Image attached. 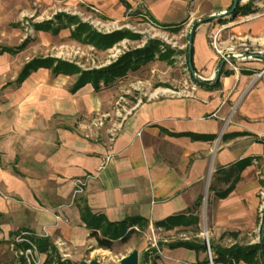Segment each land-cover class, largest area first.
I'll list each match as a JSON object with an SVG mask.
<instances>
[{
  "label": "crops",
  "instance_id": "obj_1",
  "mask_svg": "<svg viewBox=\"0 0 264 264\" xmlns=\"http://www.w3.org/2000/svg\"><path fill=\"white\" fill-rule=\"evenodd\" d=\"M123 1H139L157 23L169 26L187 17L222 14L233 4L202 0L178 18L175 3L180 0H121L125 10ZM255 2L249 12L201 23L195 30L192 62L199 82H213L219 69L222 57L214 39L223 53L234 56L237 71L226 65L219 87L198 83L178 96L156 93L128 109L124 122L103 130L98 140L93 129L82 130L89 122L76 121L78 110L71 102L51 99L48 105L44 89L28 86L38 70L18 82L29 62L23 56L26 48L17 53L2 49L30 39L12 25L31 11L30 1L0 0V264H12L11 252L21 264L26 242H15L21 235L49 238L62 260L106 251L82 220L83 201L104 221L127 223L137 231L142 222L151 223L168 234L181 228L184 241L201 240L209 249L210 240L224 248L260 241L256 194L264 187V0ZM79 179L85 180L84 192L75 196ZM232 183L233 190L220 198ZM208 191L213 197L202 230L197 202L204 198L206 209ZM159 253L151 252L150 260L142 258L139 264L209 261L202 249L168 247ZM210 255L213 260L211 249ZM236 264L249 263L241 257Z\"/></svg>",
  "mask_w": 264,
  "mask_h": 264
},
{
  "label": "rangeland",
  "instance_id": "obj_2",
  "mask_svg": "<svg viewBox=\"0 0 264 264\" xmlns=\"http://www.w3.org/2000/svg\"><path fill=\"white\" fill-rule=\"evenodd\" d=\"M29 1L31 11L23 16L19 15L12 23V25H19L26 37L30 38L23 55L25 60L54 58L72 63L81 71H91L105 69L115 64L127 53H142L143 58L136 68L108 82L100 80L98 91L88 83L75 94L71 93V88L81 77V72L55 76L51 68H40L32 74L28 86L44 89L48 105L53 103L51 99H63L64 104L71 102L78 110L73 117H76L79 124L88 120L89 127L84 125L86 128L82 130L92 133L90 128L93 129L95 139L102 140L103 130L116 127L118 123L124 122L128 109L156 98L153 96L156 93L164 91L178 96V93L198 84L197 79L200 78L197 74L193 75L188 65V41L193 23L206 17L199 16L194 20H191L192 17H187L182 21L180 29L176 30L175 27L157 23L139 1L132 0L134 3L123 1L125 10L122 9L121 0H110L109 5H104L97 0L94 2L84 0ZM249 1L251 0H241L239 5H246ZM201 2L202 0L176 2L178 18H183L190 10L197 9ZM254 2L253 7L256 3ZM60 13L77 17L78 20L89 24L98 34L121 36L109 48L87 40L89 36L84 40L77 39L72 36L77 25H70L65 21L66 18H63L66 26H60L58 34L35 29V25L48 21L56 25V15ZM84 36L85 34L82 37ZM222 179L224 181V178ZM212 197V193L208 191L206 209L204 198L202 200L200 212L204 223L202 230L205 225L207 227L210 214L208 201ZM256 197L259 201L257 217L262 227L264 187L257 192ZM138 228L139 231L136 230L128 242L123 243L117 240L112 250H99L96 254H90V251H87L89 258L86 256L73 257L70 261L74 264H81L83 261L99 259L103 264H118L122 258L137 250L139 263H141L142 250L145 247L150 249L149 253L152 252V255H155V253L160 254L159 252L165 251L171 244L185 240L181 228L174 230V235L168 234L167 230L155 224L153 228L151 223L140 224ZM187 234L190 237L194 236L189 232ZM10 256L11 263L17 264L18 255L11 252ZM44 257L40 252L37 253L36 258L40 264L43 263Z\"/></svg>",
  "mask_w": 264,
  "mask_h": 264
},
{
  "label": "trees",
  "instance_id": "obj_3",
  "mask_svg": "<svg viewBox=\"0 0 264 264\" xmlns=\"http://www.w3.org/2000/svg\"><path fill=\"white\" fill-rule=\"evenodd\" d=\"M254 0L249 1L246 5H238L235 12L231 15L236 16L239 13H246L252 10ZM232 7V6H231ZM230 7V8H231ZM63 18H66V22H69L70 25H77V28L72 32V36L77 39H87L92 42L99 44L102 47L109 48L116 42V39L121 35L114 34L111 36H105L102 34L96 33L93 28L80 20L77 17H70L67 14L60 13L56 15L57 24L55 25L52 21L44 22L38 25H35V29L38 31H51L53 34H58L61 27L64 25ZM213 20H207L206 18L193 23L190 37H189V45H188V58L189 55L193 54V38L194 33L197 27L201 23L212 22ZM57 26V27H56ZM182 26V23L177 25H173L176 30H179ZM63 28V27H62ZM83 34H85L84 37ZM93 38V39H91ZM29 39H26L19 47L15 49H2L9 52L17 53L22 51L29 43ZM142 53H127L123 57H121L115 64L99 70H91V71H81L76 65L62 61L54 58H35L26 63L19 75L18 82L24 81L32 72L39 70L40 68H48L52 69L54 75L58 76L60 74H74L81 72V77L77 80L75 85L71 88L72 93H76L80 89H82L86 84L90 83L93 85L95 90H100V80H104L108 82L113 80L114 77L118 75L125 74L128 70L132 68H136L137 64L140 60H142ZM196 72V70H195ZM224 72V68L222 69L221 74ZM220 74V75H221ZM210 88H217L220 86L219 79H215L213 82H199ZM203 139L214 140L215 136H203ZM234 188V183L230 185V187L219 193L218 196L220 198H225L231 190ZM202 204V199H199L197 205ZM81 217L85 224V226L90 229L91 237L96 239L97 246L100 249L104 250H112L114 243L119 240L123 243L129 241L131 236L136 232L135 229L131 228L127 225V223H112L108 221H104L103 217L94 215L90 208L83 201L80 206ZM142 222V221H141ZM194 222L198 223V217H194ZM142 222L141 224H144ZM162 226L166 227L167 224L163 223ZM230 236L237 238L239 236L238 233H229ZM31 242H33L40 253L46 254V259L42 264H74L70 260H62L57 248L53 245L47 237H30ZM171 248H188V249H202L204 251L207 250L206 244L204 241L197 240H187V241H179L170 245ZM24 250L30 248L29 244L24 243ZM210 249L214 252L215 257L213 259L214 262L223 261L225 264H236L241 257H245L246 261L249 264H264V227H261V237L260 241L256 244L250 245H241L240 243H236L229 248L221 247L220 245H216L210 240ZM150 250V249H149ZM149 250L142 254L143 260L148 262L150 260ZM158 257V255H157ZM21 264H28L27 259L22 257ZM153 264H156L153 262ZM204 264H209L207 260Z\"/></svg>",
  "mask_w": 264,
  "mask_h": 264
},
{
  "label": "water",
  "instance_id": "obj_4",
  "mask_svg": "<svg viewBox=\"0 0 264 264\" xmlns=\"http://www.w3.org/2000/svg\"><path fill=\"white\" fill-rule=\"evenodd\" d=\"M241 0H233V4L232 7L225 11L222 14L219 15H212L209 17H206L207 20H215L217 18L223 17V16H230L233 12H235V10L237 9L238 5L240 4ZM234 58L233 55H229L227 56V60L232 61V59ZM227 60L226 59H222L220 62V66L218 71L215 74V79H218L222 69L227 65ZM188 65H189V69L190 71L193 73V75H196L194 66H193V62H192V55H189V60H188ZM207 198V195H206ZM205 198V200H206ZM263 227H264V221H263ZM81 264H103L99 259H92L90 261H83ZM118 264H139V252L137 250L133 251L132 253H130L128 256L122 258L120 260V262Z\"/></svg>",
  "mask_w": 264,
  "mask_h": 264
},
{
  "label": "built area",
  "instance_id": "obj_5",
  "mask_svg": "<svg viewBox=\"0 0 264 264\" xmlns=\"http://www.w3.org/2000/svg\"><path fill=\"white\" fill-rule=\"evenodd\" d=\"M213 47L215 49V51L222 57V59H226L227 60V56H229V54L227 53H223L222 50H220L217 46V43L215 41V39L213 40ZM227 65L232 66L233 69L235 71H237V67L233 66L232 61L227 60ZM84 187H85V180L83 179H79L75 182V190H74V195H80L84 192ZM60 217L58 216L57 219H59ZM15 242L20 243V242H26L30 245V248H27L25 250H23V252H21L25 258L27 259L28 264H40V261H38V259L36 258L37 256V248L35 246V244L33 242H31V240L27 239L24 237V235L21 236H17L15 238ZM207 251L209 253V263L213 264V260L211 258L210 255V249L207 246Z\"/></svg>",
  "mask_w": 264,
  "mask_h": 264
}]
</instances>
